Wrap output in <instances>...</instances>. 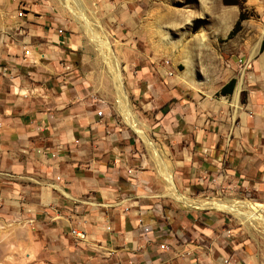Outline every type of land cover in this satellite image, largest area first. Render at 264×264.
I'll list each match as a JSON object with an SVG mask.
<instances>
[{"label": "crops", "instance_id": "0c3cea01", "mask_svg": "<svg viewBox=\"0 0 264 264\" xmlns=\"http://www.w3.org/2000/svg\"><path fill=\"white\" fill-rule=\"evenodd\" d=\"M22 32L23 54L7 66L0 108V220H10L9 241L22 245L14 257L25 254L28 264H263L242 229L146 187L139 144L74 69L62 35ZM29 47L34 53L26 55ZM255 67L237 83L238 96L218 106L212 94L231 79L190 91L176 80L175 101L160 111L158 126L187 165L193 153L209 169L220 166L264 204V57Z\"/></svg>", "mask_w": 264, "mask_h": 264}, {"label": "rangeland", "instance_id": "374dc122", "mask_svg": "<svg viewBox=\"0 0 264 264\" xmlns=\"http://www.w3.org/2000/svg\"><path fill=\"white\" fill-rule=\"evenodd\" d=\"M70 5L76 11L83 9L92 31L108 42V49L102 50L85 34ZM21 10L26 11L24 17L18 16ZM41 27L57 34L63 30L61 46L73 52L74 69L107 101L139 144L144 157L137 169L148 176L145 186L165 192L169 190L166 176L156 169L151 150L118 109L111 68L104 57V52H111L119 64L130 114L161 153L178 191L194 199L245 201L252 210L244 211L256 212L259 218L252 224L230 211L187 207L168 193L162 198L193 212L217 214L230 224L225 227L242 229L248 242L258 246L264 264L263 202L235 178L226 177L228 172L220 166L213 170L199 162L202 157L191 153V167L187 165L185 157L172 153L158 126L160 111L166 114L175 101L169 90L176 80L190 91L207 86L215 90L233 78V92L225 97L217 90L212 102L218 106L233 99L239 80L247 79V70L256 71L257 61L264 57V0H0V108L9 87L7 66L23 54L22 31L29 28L32 36V30ZM33 38L29 44L35 43ZM10 227V220H0V264H28L25 254L13 256L22 245L9 241Z\"/></svg>", "mask_w": 264, "mask_h": 264}, {"label": "bare ground", "instance_id": "6f19581e", "mask_svg": "<svg viewBox=\"0 0 264 264\" xmlns=\"http://www.w3.org/2000/svg\"><path fill=\"white\" fill-rule=\"evenodd\" d=\"M69 2V0H68ZM220 4V3H219ZM70 10L74 14L75 18L83 23L82 28L86 35H88L91 39L97 41L102 48L108 49V42L103 41L99 38V36L92 31L91 24H89L88 18L85 15V12L83 9L76 11L74 8L70 5ZM219 11V10H218ZM217 11V12H218ZM224 10H222L221 14ZM229 11V10H228ZM227 13V10L225 11ZM218 16V15H217ZM222 16V15H221ZM219 18V17H218ZM88 21V22H87ZM94 28V27H93ZM90 39V40H91ZM92 41V40H91ZM107 54V55H106ZM104 52V57L107 60L110 68L111 73L113 76V83L116 88V94H117V106L120 110L121 114L123 115L124 120L141 136V138L144 140L148 148L151 150L153 156H154V163L157 167V169L166 176L167 178V184L169 186V195L175 198L176 200L184 203L188 207H194L197 209H204V208H215L218 210H224V211H230L234 213L237 217L240 219H243V221H250L252 224L255 223V220L259 218V214L256 212H245L244 209H251V205L245 201H232V200H219V199H194L191 198L181 192L178 191V189L175 186V182L172 178V171L169 169L166 162L163 161L161 153L158 151V149L155 147V145L149 141L144 134V132L141 130L137 119L132 116L130 113H132V109L129 105V102L126 98V93L123 90V78L119 69V64L116 62V60L111 56V52L106 53ZM240 85L235 93V98L238 96L240 92ZM133 114V113H132Z\"/></svg>", "mask_w": 264, "mask_h": 264}, {"label": "built area", "instance_id": "2783aa9c", "mask_svg": "<svg viewBox=\"0 0 264 264\" xmlns=\"http://www.w3.org/2000/svg\"><path fill=\"white\" fill-rule=\"evenodd\" d=\"M24 15H25V10H21V11H19V13H18V16L19 17H24ZM58 33L59 34H62L63 33V30H59L58 31ZM30 50L29 49H26L25 51H24V53L26 54V55H28V54H30ZM170 75H172V72H170ZM98 116H102L103 115V111L102 110H99L98 111ZM72 234L78 239V240H85L86 239V233L84 232V231H81V230H76V229H73L72 230ZM162 247H164V245H162Z\"/></svg>", "mask_w": 264, "mask_h": 264}, {"label": "trees", "instance_id": "16d2710c", "mask_svg": "<svg viewBox=\"0 0 264 264\" xmlns=\"http://www.w3.org/2000/svg\"><path fill=\"white\" fill-rule=\"evenodd\" d=\"M239 23V22H238ZM236 80L232 79L228 84H226L222 90H221V94H230L232 93L234 86H235Z\"/></svg>", "mask_w": 264, "mask_h": 264}]
</instances>
